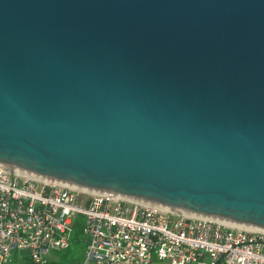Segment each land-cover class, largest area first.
Returning a JSON list of instances; mask_svg holds the SVG:
<instances>
[{
  "label": "water",
  "instance_id": "obj_1",
  "mask_svg": "<svg viewBox=\"0 0 264 264\" xmlns=\"http://www.w3.org/2000/svg\"><path fill=\"white\" fill-rule=\"evenodd\" d=\"M0 170L264 238V0H0Z\"/></svg>",
  "mask_w": 264,
  "mask_h": 264
},
{
  "label": "built area",
  "instance_id": "obj_2",
  "mask_svg": "<svg viewBox=\"0 0 264 264\" xmlns=\"http://www.w3.org/2000/svg\"><path fill=\"white\" fill-rule=\"evenodd\" d=\"M149 204L94 198L0 170V264L11 251L46 264L83 218L80 264H264L261 233L175 215Z\"/></svg>",
  "mask_w": 264,
  "mask_h": 264
},
{
  "label": "rangeland",
  "instance_id": "obj_3",
  "mask_svg": "<svg viewBox=\"0 0 264 264\" xmlns=\"http://www.w3.org/2000/svg\"><path fill=\"white\" fill-rule=\"evenodd\" d=\"M77 223V224H76ZM76 224V226L74 225ZM75 233L70 240L69 246L61 251L51 252L46 264H80L83 252V236L81 227L83 218L76 216L73 222ZM72 225V226H73ZM10 264H31L28 253L26 251H11L9 254Z\"/></svg>",
  "mask_w": 264,
  "mask_h": 264
},
{
  "label": "trees",
  "instance_id": "obj_4",
  "mask_svg": "<svg viewBox=\"0 0 264 264\" xmlns=\"http://www.w3.org/2000/svg\"><path fill=\"white\" fill-rule=\"evenodd\" d=\"M76 224H74V225L76 226ZM74 225L72 226V232H71L70 240L72 239V236L75 233V226Z\"/></svg>",
  "mask_w": 264,
  "mask_h": 264
}]
</instances>
